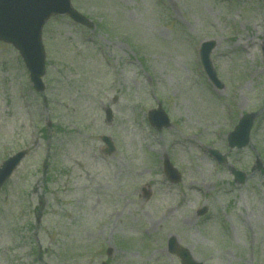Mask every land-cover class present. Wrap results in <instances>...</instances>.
<instances>
[{
    "label": "rangeland",
    "instance_id": "374dc122",
    "mask_svg": "<svg viewBox=\"0 0 264 264\" xmlns=\"http://www.w3.org/2000/svg\"><path fill=\"white\" fill-rule=\"evenodd\" d=\"M71 3L94 26L64 16L45 24L42 94L0 42V161L29 151L0 191V264H97L87 256L113 210L120 264H178L159 251L169 233L194 244L204 264H264V0ZM206 39L217 43L221 90L197 58ZM156 101L171 122L160 131L146 119ZM243 113L257 114L250 144L229 149L226 135ZM103 134L115 145L111 155ZM165 154L178 183L161 172ZM229 167L245 173L242 184ZM204 204L190 237L192 226L180 220Z\"/></svg>",
    "mask_w": 264,
    "mask_h": 264
},
{
    "label": "water",
    "instance_id": "95a60500",
    "mask_svg": "<svg viewBox=\"0 0 264 264\" xmlns=\"http://www.w3.org/2000/svg\"><path fill=\"white\" fill-rule=\"evenodd\" d=\"M69 1L70 0H0V38L11 42L19 49L26 65L31 71V78L37 90L43 89L40 77L43 75L44 51L40 34L41 28L49 16L52 14H68L76 22L88 26L91 25L82 15L71 8ZM213 46V42L205 43L202 47L201 56L203 64L208 66L207 70L209 77L217 86L221 87V84L216 80L215 75L212 74L209 68L208 57ZM158 113L160 112L154 113L152 120L156 124H162L163 121L160 119V116L157 115ZM244 118H246V120H244V125L240 124V126L229 135L231 146L241 147L248 142L247 134L250 122L247 118L251 117L245 116ZM109 150H113V148L110 146ZM22 154L23 153L16 154L3 165L2 169H4V171H2V169L0 170L2 171L0 174V183L8 177L14 166L19 162ZM212 154L219 161L223 160V157L217 152L212 151ZM167 166L168 163H166V167ZM234 174L238 178L240 176V180L243 179L241 173L234 172ZM171 242H173V238ZM179 254L184 258L185 264L187 262H189V264H194L190 263L191 257L187 252L182 251Z\"/></svg>",
    "mask_w": 264,
    "mask_h": 264
},
{
    "label": "flooded vegetation",
    "instance_id": "af4514ba",
    "mask_svg": "<svg viewBox=\"0 0 264 264\" xmlns=\"http://www.w3.org/2000/svg\"><path fill=\"white\" fill-rule=\"evenodd\" d=\"M114 224H113V226H112V229H111V231L112 232H114V231H117L118 229H117V226H118V221L116 220V218L114 219ZM193 220L192 219H189V218H186V221H185V223H186V225H190V222H192ZM104 231V226H103V228H102V232ZM90 233V232H89ZM89 233H88V235H87V238H92V234L89 236ZM96 236H98V234L96 235ZM111 237H113V236H111ZM191 237H194V234H191ZM94 240V239H93ZM97 241V240H96ZM194 245V244H193ZM190 247H192V245L190 244ZM99 252H98V254H97V257H98V259H100V262H102L103 260L104 261H107V262H109V263H111V264H116L117 262H118V260H119V258L117 257V249H115L114 247H110V248H106V249H104L103 251L101 250V249H99L98 250ZM96 261V258H93V262H95Z\"/></svg>",
    "mask_w": 264,
    "mask_h": 264
}]
</instances>
